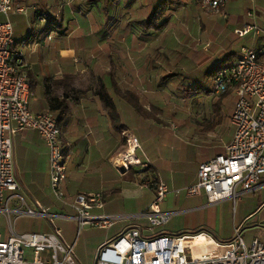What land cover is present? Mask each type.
Here are the masks:
<instances>
[{
	"label": "crops",
	"instance_id": "obj_1",
	"mask_svg": "<svg viewBox=\"0 0 264 264\" xmlns=\"http://www.w3.org/2000/svg\"><path fill=\"white\" fill-rule=\"evenodd\" d=\"M12 2L25 12L0 13V21L11 22L13 51L21 54L32 81L29 109L33 114L48 110L57 120L60 116L62 139L69 145L62 184L65 195L99 191L104 198L101 213L116 216L117 221L107 229L78 226L72 208L51 191L44 140L37 131L27 128L12 138L14 173L20 189L8 208L32 207L38 201L50 213L66 217L49 220L44 216L0 214L2 240L13 234L44 233L57 227L62 240L73 244L77 262L94 264L99 246L126 230V219H137L140 210L151 203L153 190L142 186L143 181H164L166 177L176 181L168 193L194 198L187 211L221 205L207 204L204 194L186 196L182 188L196 182L199 164L222 154L231 139L230 115L236 95H214L212 80L220 66L236 57L239 49H232L233 40L239 48L252 45L260 49L264 45L262 37H239L234 32L245 24L261 23L264 0H227L221 16L230 20L228 48L214 43L218 19L201 12L199 0ZM159 8L162 11L157 20L145 26V20ZM185 91L192 92L186 96ZM188 98L191 106L185 102ZM206 104L208 109L204 110ZM125 132L139 139L137 155L149 162L148 168L124 172L112 166L111 159L125 146ZM176 189L180 191L176 193ZM135 191H148L151 199L135 213H128ZM5 193V198L11 195ZM235 211L234 232H243L254 215L263 221L264 185L255 192L243 193ZM165 212H170L168 207ZM116 224L122 227L112 233ZM248 227L256 229L254 225ZM90 229L104 232L96 233L90 246L75 249L74 234ZM148 230L149 234L142 229V235L168 233L165 229ZM234 232L222 236V240H229Z\"/></svg>",
	"mask_w": 264,
	"mask_h": 264
},
{
	"label": "built area",
	"instance_id": "obj_2",
	"mask_svg": "<svg viewBox=\"0 0 264 264\" xmlns=\"http://www.w3.org/2000/svg\"><path fill=\"white\" fill-rule=\"evenodd\" d=\"M227 0H199V4L212 14H221ZM23 13L12 0H0V13ZM239 37L251 34L264 39V14L260 24H245L235 29ZM13 26L10 21H0V214L17 216H44L51 220L66 217L52 214L38 201L32 207L8 208V202L20 189L14 173L13 136L23 129H33L44 140L48 149L49 183L53 195L74 212L72 218L78 226L91 225L107 229L117 217L101 213L104 198L101 192L80 191L67 197L62 184L66 178L69 145L62 139L57 117L46 110L33 114L29 100L33 87L19 52H14ZM235 93L236 100L230 115L232 136L218 154L198 166L197 180L185 186L186 196L204 194L207 204L239 199L243 193L255 192L264 185V45L255 49L243 45L233 61L215 72L212 93ZM125 146L113 156L111 164L119 171L131 168L144 170L148 161L137 155L139 139L125 132ZM144 187L155 189L154 200L147 212L137 219L149 222V229L166 223L174 212H162L160 203L168 193L166 184L155 178L144 181ZM180 190L176 189L178 193ZM5 192L11 195L4 198ZM59 228L50 232L13 234L0 238V264H78L73 244H66ZM203 236L211 246L209 251L194 253L191 240ZM28 256L31 259H28ZM94 264H264V240L245 241L237 229L227 241H217L209 233L172 235L168 233L143 236L138 227L128 228L107 239L97 249Z\"/></svg>",
	"mask_w": 264,
	"mask_h": 264
},
{
	"label": "rangeland",
	"instance_id": "obj_3",
	"mask_svg": "<svg viewBox=\"0 0 264 264\" xmlns=\"http://www.w3.org/2000/svg\"><path fill=\"white\" fill-rule=\"evenodd\" d=\"M198 9L201 12L206 13L209 16H216V18L218 19V23L217 27L215 29L216 32V36H215V44L219 45H225L227 43L228 38H232L231 35V26L229 21L230 20H226V18L222 17V13L221 14H212L210 12H208L207 10H205L204 8H202V6L199 4L198 2ZM159 11V10H158ZM232 43V49L234 50H238L239 46H238V42L237 40H233ZM230 44L225 45V48H228ZM223 48V47H222ZM23 72L25 74H27L25 72V68L23 70ZM28 76V75H27ZM29 77V76H28ZM30 79V78H29ZM30 82L32 84V81L30 79ZM189 90V89H187ZM192 91H185L186 96L190 95ZM128 94V93H125ZM183 96V95H181ZM32 98V97H31ZM36 101L35 104H37V102L39 101V95H36ZM182 100V99H181ZM187 105L190 104V98H188L186 101ZM203 106V104L201 105ZM208 109V104H206V107L204 108V110ZM125 143V141H124ZM157 180H161L159 178H155ZM163 181V180H161ZM168 190L170 191L171 189L175 188L173 186L174 183H177L176 181H174L173 179L166 177L164 178L163 181ZM141 183H144L141 182ZM151 189L153 190V199L155 197V189L154 187H152L151 185L147 186V190ZM168 191V192H169ZM6 196V193H4V198ZM134 199L131 200L129 202V210L128 213L132 212L135 213V211L137 209H140L141 207H143L145 205L144 202H146L149 198L151 199V194L148 191H135L133 194ZM194 198L192 197H184V195H174L171 193H166L165 197L163 198L162 202H164V204L159 205V208L162 212H165V207H168L170 212H178V211H182L184 210L181 214H173L169 220L162 224L159 227H154L153 229L155 231H160L161 229H165L166 231H168V234H172V235H182V234H195L201 231H205L207 233H209L215 240L217 241H224L222 240V236L223 237H229L230 235H232V233L234 232V220L233 218H235V207L237 204V200L236 202H233V200H223L221 201L222 203H220L221 205H219L218 203V207H214V208H209V209H204V210H190L187 211V209L192 207V203L191 201ZM151 201V202H152ZM231 203L233 204L232 206V210L230 209ZM148 207H146L145 209H141L140 213L143 212H147ZM186 209V210H185ZM230 210V212H228ZM127 224L125 227L131 228L132 226H137L139 227L141 230L144 229L146 231V233L149 234V222L147 220L144 219H135V217H129ZM250 225H254L256 226V229L254 230H249ZM120 227H122L121 224H116L112 229L111 232H115L118 229H120ZM264 220L260 221L259 217L254 215V218L250 221L247 222V224L243 227V232L242 233V237L245 241H249V239H251L252 237H256V238H262L264 237ZM251 229V228H250ZM103 233L104 231L101 230H94V229H90V230H80V232L75 233L74 237H77L76 239V247L75 249H78L79 247H87L90 246L92 244L93 241H95V237H96V233ZM234 235V234H233ZM263 239V238H262ZM28 259H31V257L28 256ZM76 260V258H75ZM77 261V260H76ZM78 263V262H77ZM79 264V263H78Z\"/></svg>",
	"mask_w": 264,
	"mask_h": 264
},
{
	"label": "bare ground",
	"instance_id": "obj_4",
	"mask_svg": "<svg viewBox=\"0 0 264 264\" xmlns=\"http://www.w3.org/2000/svg\"><path fill=\"white\" fill-rule=\"evenodd\" d=\"M192 247L194 249V253L198 255L200 252L209 251L211 246L209 242H207L203 236H199L193 240H191Z\"/></svg>",
	"mask_w": 264,
	"mask_h": 264
},
{
	"label": "trees",
	"instance_id": "obj_5",
	"mask_svg": "<svg viewBox=\"0 0 264 264\" xmlns=\"http://www.w3.org/2000/svg\"><path fill=\"white\" fill-rule=\"evenodd\" d=\"M159 10V11H158ZM157 11L155 10L152 14H151V16L147 19V20H145V26H148V24L150 23V22H152V21H154V20H157L156 19V17L159 15V14H161V11H162V8H159ZM155 27H159V26H155ZM33 86V85H32ZM130 99V101L134 104V106L137 108V109H139L138 108V106H137V103L132 99V98H129ZM111 113H112V111H111ZM58 121H60V116H59V118H58Z\"/></svg>",
	"mask_w": 264,
	"mask_h": 264
}]
</instances>
